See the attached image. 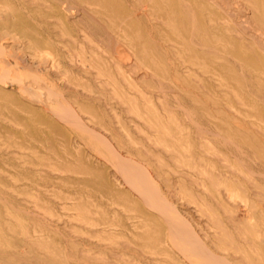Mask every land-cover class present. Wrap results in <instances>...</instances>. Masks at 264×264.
Masks as SVG:
<instances>
[{
    "label": "rangeland",
    "instance_id": "rangeland-1",
    "mask_svg": "<svg viewBox=\"0 0 264 264\" xmlns=\"http://www.w3.org/2000/svg\"><path fill=\"white\" fill-rule=\"evenodd\" d=\"M32 1L0 0V77H3L0 78V264H194L188 235L181 232L187 227L230 264L248 263L237 262L245 252L237 253L234 247L237 243L243 246L244 242L247 252L250 255L253 252L252 262L264 264L258 249L255 251V246L247 244L260 243L264 252V82L209 79L206 94L189 95L186 91L192 89V84L186 73L181 72V79L172 77L174 74L170 78L156 74L148 59L129 42L118 41L115 31L107 28L97 15L93 17L97 18L94 24L99 32L92 31L95 25L83 21L84 16L91 14L84 11L65 12L63 24L80 20L79 26L83 24L80 28L88 36L93 32V37L87 40L82 33L83 50L80 49L74 64L62 57L59 66L56 62V67H50L49 62L60 51L59 43L56 32H48L46 24L33 17L32 9L37 2ZM46 1L55 5L59 0ZM149 11L134 26L137 41L157 51L166 50L170 45L168 38L175 34L163 29L156 15ZM36 20L43 27L38 32L33 30ZM46 21L52 24L58 19L51 16ZM147 31H151V37ZM113 40L124 42L125 52L117 53L115 43L109 45ZM261 40L264 45V38ZM94 41L96 53L101 56L100 66L90 68ZM44 50L51 56L41 52ZM153 55L154 60L165 61L171 73L176 70L170 54ZM54 67H59L58 73ZM35 83L40 84L35 87ZM226 85L239 93L226 92ZM55 92L62 96L54 95ZM127 96L131 101L125 100ZM62 116L70 117L64 120L71 121L67 124L59 119ZM74 120L78 126L70 124H75ZM158 120L165 123V128L157 130L148 124ZM92 135L99 138L96 140ZM220 160L227 162L224 167L227 179L235 178L229 181L232 182L229 192L218 196L204 171L213 169L212 164H217L218 170L222 168L224 162ZM239 171L247 175V180L251 177L254 184L250 185ZM133 177L139 191L133 190L138 186ZM256 182L260 189L255 187ZM142 187L158 192L159 198L151 202L152 206ZM220 197L225 198L226 204ZM35 198L45 203L46 214L34 210ZM142 201L149 203L146 206ZM155 203L162 209L158 210ZM207 205L220 220L213 221L216 217L207 214L210 212ZM80 206L91 210L87 217L95 221L94 225L79 219L76 222L83 211ZM7 208L25 216L29 226L36 221L45 228L49 252L39 243L24 244L25 237L15 224L17 221L5 216ZM163 211L168 215L164 216ZM163 216L170 221L166 222ZM232 219L243 227L241 232L233 231ZM7 220L12 223L7 225ZM216 220L222 222L220 226L217 224L219 228ZM170 223L177 229L173 230ZM221 226L230 229L233 239L242 243L233 240L235 243L230 244L229 239H224ZM219 233L226 252L215 246L221 237ZM175 243L185 245L182 249L179 246L182 252Z\"/></svg>",
    "mask_w": 264,
    "mask_h": 264
},
{
    "label": "bare ground",
    "instance_id": "bare-ground-1",
    "mask_svg": "<svg viewBox=\"0 0 264 264\" xmlns=\"http://www.w3.org/2000/svg\"><path fill=\"white\" fill-rule=\"evenodd\" d=\"M35 2H37V5H36V7L34 9H32L33 17L35 19H37V20H41L42 22H44L46 24L45 25V29H47L48 32H52V31L56 32L57 40H58V43H59L60 51H59L58 55L55 56V58H53V60H51L49 62V66L50 67H52L53 65L56 67V62L57 63L60 62L62 57L63 58H69V60H71L70 61L71 63H73V60H75V58L78 59V54H80V52H81L80 49H82V45H83L82 44L83 41L81 43V40H82L81 36H82V33H84V30L80 28L81 25H83V24L81 22V25L79 26V24H80V20H79V21L71 22V25H64L63 24V15L65 14V12H68L69 14H74V13H78L79 14L82 11H84L86 13H90L91 14V15H87L86 14L87 16H84V20L83 21H85V23L91 24L94 27V25H95L94 22H95V20L97 18L95 19V17H93V16L94 15L99 16L103 21H105L107 28H109L111 31H115L114 33L116 34L118 41H120V40L123 41L124 40L125 42H129V44L132 45V47L136 50V52L138 54H140L141 56H143V57L148 59V61L150 63L149 65L153 68V70H154V72L156 74H158V75H160V76H162L164 78H170L172 76V74H174L172 77H175L177 79H181V76H182L181 72L186 73L188 78H189V82L192 84V89H187V91H186L189 95H197L198 92H199L200 95L206 94L209 91V87H208L209 86L208 85L209 79H221V80L236 79V80H240V81H241V79H245V80H254V81H262V82H264V45H262V43H261V41H262L261 38L262 39L264 38V0H59L55 5L51 4V3H47L46 0L45 1L35 0ZM150 9H151V12L154 15H156V18L159 19V21L161 23V27L163 29L165 28L167 31H171L173 34H175L174 37H169L168 38V41H169L170 45L167 46L166 50L157 51L154 47L139 45V42L137 41L138 36H137V33H135V31H134V26H136V24H138L141 20H143V18L145 17L146 14H148V12L150 13V11H149ZM248 11L251 13L250 15H246L244 13V12H248ZM149 15H151V14H149ZM51 16L52 17L53 16L56 17L58 19V22L49 24L46 21V19L48 17H51ZM52 19H54V18H52ZM19 20H23V18L19 17ZM37 20H36V25L33 26L34 27L33 30L35 32H38L40 30V28L41 29L43 28L42 24H38L39 21H37ZM40 25H41V27H40ZM89 29H86V30H89ZM91 30H92V28H91ZM96 30H97V26L95 25V27H94V29L92 31L97 32ZM4 31L2 33L6 32V31L5 32ZM98 32H99V30H98ZM147 32H148V36L151 37L152 36L151 31L150 32L147 31ZM11 33L13 34L14 32H11ZM87 33H89V32H87ZM90 33L92 35L93 32L90 31ZM91 35L88 36L87 34L84 33L83 37L87 39V37L91 38ZM93 35H94V33H93ZM93 35H92V37H93ZM109 37H111V36H109ZM22 38H24V37H22ZM90 38L87 39V40H90ZM92 40H94V39L92 38ZM16 41H18V40H16ZM37 41H39V40H37ZM113 41H114L113 43H109L110 41L108 43H109V45L110 44L114 45V43H115L114 50L117 53L122 54L123 52H125L124 50H126V49H124V48H126V46H124L125 45L124 42L121 43V42H118V41L115 42V40H113ZM12 42H13V40H12ZM111 42H112V39H111ZM90 44H92V41L90 42ZM96 44H97V42L94 41V47L91 48L92 50L90 51V52H92V55L90 56V59H89V62H88V64H89L88 67H90V68L91 67H96V66L99 67L100 66V57L101 56L99 57L98 54L96 53V49H97V48H95ZM4 46H5V44H4ZM1 48H3V47H1ZM39 51H37V52H39ZM9 52H10V50H9ZM41 52L42 53L44 52V54H45L47 51L44 50V51H41ZM154 52H157V54H160L161 52H163L165 56L170 54L171 57L174 58V61L176 62V64H175L176 70L173 71V73H171L170 69L167 67V64L165 63V61H163L161 63L159 60H157V61L154 60V57H153L154 56L153 55ZM6 53H8V51ZM19 54H21V53H19ZM48 54L46 53V55H48ZM46 55H44L45 57L44 56L43 57L44 58H48V57H46ZM123 57H124V55H123ZM127 57H128V54H127L126 58ZM5 58H4V61H6ZM25 59H26V57H25ZM43 60L44 59H42V61ZM80 60L82 61V59H80ZM84 60H83V64H84ZM1 64H2V62H1ZM18 64H20V63H18ZM59 65L60 64L58 63V66ZM84 66H85V64H84ZM57 68H59V67H57ZM57 68H55L56 70L54 69L56 72H57ZM49 69H51V68H49ZM60 70H61V68H60ZM92 70H95V69L92 68ZM99 70H100V68L96 71L97 75H98ZM167 70H169V71H167ZM33 72H34V70H33ZM65 74L63 75V72H62L63 76H65ZM62 75H61V77H63ZM97 75L95 77H97ZM99 75H100V72H99ZM7 76H8V73H7ZM0 78L2 79L3 77H0ZM40 78L43 79L42 77H40ZM23 83H25V82H23ZM159 83H160V81H159ZM36 85L37 84L35 83V87H36ZM160 85L161 84H159V86ZM47 87L45 86V88H47ZM225 87H226L225 88L226 92H233L234 95H235V93L236 94L239 93L238 90H236L233 87H230V86H227V85ZM26 88H27V86H26ZM24 89H25V87H24ZM27 90H28V88H27ZM32 90H34V89H32ZM56 91H58V90H56ZM83 91H84V88H83ZM170 91H171V89H170ZM55 94H56V92L54 93V95ZM25 95H27V94H25ZM56 95H58V94H56ZM38 96H40V95H38ZM58 96H62V95L59 93ZM44 97H46V96H44ZM125 100L129 102V101H131V98L127 96L125 98ZM53 102H54V100H53ZM51 103H52V101H51ZM57 104L59 105V103H57ZM62 105H64V104L61 103L60 107H62ZM69 106H66V107L68 108ZM50 107L52 109V106H50ZM66 107H65V109H67ZM56 108H58V107H56ZM135 108H137V107H135ZM53 109H55V108H53ZM62 110H64V107H62ZM137 110L139 112V109H137ZM164 111H165V109H164ZM58 112L59 111H57L56 114H58ZM64 112L66 114V111H64ZM67 114H69V112H67ZM59 116H61V113L59 114ZM57 117H58V115H57ZM62 117L59 118V119H62V121L64 119H66V118L67 119L70 118V117H67V116H66V118H64L65 116L63 118ZM71 118H72V115H71ZM75 120H74L75 124H73V123H70V124L77 125L76 123L78 121L76 120L77 121L76 122ZM64 121L67 122V124H68V122H70L71 119H70V121H67V120H64ZM148 124L151 127L156 128L157 130L163 128L164 125H165V123L162 120H158V121H155V122H148ZM84 127L81 126L82 129ZM83 130L87 131L85 128ZM91 131H92V129H91ZM91 131L88 130V135H89V133ZM95 133H96V131H95ZM95 133H94V135H95ZM92 134H93V132H92ZM94 135H92V137ZM96 136L97 137H95V136L94 137L97 140L99 137H98V135H96ZM224 163L221 164L223 169L220 168L218 170L217 169V164L216 165L212 164L213 166H211V168L214 167L213 169H211L209 171H204V174L208 176V177L207 176L206 177L208 178V181L210 182L211 187H213L215 190H217L219 192L218 196H220V194L224 195V192H226V193L229 192V190H230V189L228 190L229 184H232V182L229 183V181H231L232 178H235V177H232L231 180L227 179V174L228 173H227L226 170H225L226 172L224 171V169H225L224 167H227L228 165H227V162L225 163L226 165ZM195 169L196 168H194L193 171ZM216 169L218 170L217 172H216ZM229 170L231 171V169H229ZM235 170L233 169L232 171L234 172ZM239 172H241V171H239ZM199 173H202V172L199 171ZM241 173H243V172H241ZM241 173H239V174H241ZM230 175H229V177H230ZM231 176H233V175H231ZM241 176H242V174H241ZM243 176H245V178H246L247 175H244V173H243ZM250 178L251 177H249V179H248L249 181L246 178L248 183H250V182L252 183V181H250L252 179H250ZM131 179L133 180L134 177L131 178ZM243 179H244V177H243ZM238 180H240V179H238ZM128 181H130V180H128ZM133 181H134L136 186L138 185L137 189H135L136 187L135 188L132 187V188H134L133 190L139 191L138 190L139 189L138 188L139 184H136V180H133ZM194 181H195V179H194ZM196 181H197V183L200 184V182L197 179H196ZM202 182H204V181H201V183ZM238 182H241V181H238ZM251 183H250V185H251ZM252 184H254V183H252ZM196 185H198V184H196ZM201 186L202 185H200V187ZM255 187L259 188V187H261V185H259V183L256 182L255 183ZM142 188H143L144 194L147 195L146 198L148 199V201L150 203L153 202V201H156L159 198V194H157L158 192H155V190L153 192V189H151L152 192H150L151 191L150 189H148V190H150V191H148V190H146L147 188L146 189H144V187H142ZM254 188H253V190H254ZM256 188H255V191H257ZM205 190H207V188ZM141 192H140V194L143 193V192L142 193ZM259 195H257V197ZM143 197H145V196L142 195V197H141L142 200H143ZM198 197H200L201 200L204 199V198L202 199L201 196H198ZM220 198L222 199V197H220ZM35 199L37 201V198H35ZM223 199H225V198L223 197ZM223 199H222V201H224L225 204H226V201L223 200ZM201 200H199V202ZM158 201L160 202L161 200H158ZM204 201H207V200H204ZM218 201H219V199H218ZM142 202H144V201H142ZM149 202H147V203H149ZM162 202H164V200ZM147 203H145L146 206H147ZM202 203H204V202H202ZM44 204H42V203L37 201V202L33 203L32 206H33L34 210L37 213L46 214L47 210L44 207ZM70 205L69 206L68 205H64V207L65 208H71L72 206L70 207ZM158 205H160V204L159 203L156 204L157 209L159 207ZM217 205L220 206L219 203H217ZM151 206H152V203H151ZM163 206H164V203H162L161 207L163 208ZM207 206L209 207L208 209L205 206H202V207H205L208 211H210L207 214L213 213V215H215V216H213L211 214L213 217H216V218H214L213 221H215V219L220 220L219 218H217V216H216L217 214H214V212H212L213 209L211 211V210H209L210 206L209 205H207ZM223 206H225V205H223ZM161 207H159V208H161ZM226 207L228 208V205ZM4 208H6V206ZM81 208L83 209V211H82V214L78 215V218L76 217L77 220L79 219L80 221L85 222V223H87L89 225H94L95 221H93L92 219L87 217V214L90 213L91 210L89 208H87V207H81ZM153 208H154V206H153ZM199 208H201V207H199ZM154 210H155L154 212L156 213L157 212L156 209H154ZM163 210L166 211V209H163ZM217 210H219V209H217ZM224 210L226 211V208ZM164 211L162 212V213H164V216L168 215ZM168 212L169 211L167 210V213ZM204 212L206 214V211H204ZM217 212H215V213H217ZM227 212H229V211L227 210L226 213ZM5 213H6L5 216H8L7 217L8 220L10 218L12 220L17 221V223H15V224L18 226V228H20L21 233L25 237V240H24V244L25 245H31V244H34V243H39L42 247L46 248L45 250L47 252L50 251V249L46 246V242H45L46 235H45V230H44L45 228L43 226H41L38 222H36L34 220H33L34 221L33 222V226H29L28 224L25 223V216L24 217L18 216L16 214H14L8 208L6 209ZM37 213H35V214H37ZM75 216H74V218H75ZM164 216H163V218L165 219ZM35 217H38V216L35 215ZM213 217H212V219H213ZM167 218L168 217H166V219ZM169 218L172 219V217H169ZM8 220L6 221V223L8 222ZM79 220L76 221V222H79ZM218 220H216L215 224L217 225V224L220 223L219 224V226H220L222 224V222L219 221L217 223ZM71 221H72V219H71ZM169 221L166 220V222H169ZM28 222H29V220H28ZM233 222H234V220L232 221V223ZM11 223H12V221L10 223L8 222L7 225L11 224ZM172 225L173 224H171L169 226L172 227ZM5 226H6V224H5ZM219 226H218V228H219ZM231 226H232V224H231ZM234 226H235L236 229L234 228L233 231H235V230L237 232H241L242 231L243 227L240 226L239 223L234 222L233 223V227ZM172 229L176 230L177 228H173L172 227ZM189 229L190 228L187 227V229L186 228L182 229L183 231L181 230V232H185V234L187 233V235H188V241H189V244L191 245L190 254H191V256H193V263L194 264H230V263H232V262L227 261V259H225L220 253L219 254L218 253L215 254L211 250L210 246L207 243H205L204 241H201L199 239V236L197 238L195 236L196 233L194 234V232H192ZM221 229H222V226H221ZM225 229H222L223 231H225V233L222 232L223 233V237H225L224 239H227V240L229 239L228 241H230V244H231V243H233L235 241V238L233 239V237H232V235L230 233V229H227V227ZM178 230L180 231V229H178ZM208 230H210V229H208ZM243 230H245V229H243ZM233 231H232V233H233ZM244 232H243V234H244ZM247 233L249 234L248 231H247ZM236 234H238V233H236ZM240 234H238V236H240ZM187 235H185V236H187ZM218 235L221 236L220 233ZM218 235L216 237H218ZM174 237L175 236H173L172 238H174ZM181 237H183V235ZM223 237L222 236L220 237L222 239H220L218 237L219 241L221 240V242H219V241L216 242L217 244L215 243L216 244L215 246H217L219 251H223V252L225 251L226 252L227 248L224 246V243L222 242ZM245 237H248V236H245ZM181 239H183V238H181ZM215 239H217V238H215ZM183 240H185V239H183ZM237 240L240 241V239H237ZM237 240L235 241L236 243L238 242ZM253 240H255V237H254ZM256 240H258V239H256ZM258 241H262V240H258ZM172 242L174 244L175 239ZM226 243L228 244L229 242H226ZM248 243H249V245L251 243V245L255 246V248H256L255 251L258 249L257 252H259L260 255L262 254L261 257L264 259V254H263L264 252L262 251L263 249L259 247L260 243H256L255 241H249V242H247V244ZM176 244L177 243H175V245ZM180 244L181 243H179L176 246L178 248H179V246H180V248L183 247ZM187 244L188 243L186 242L185 245H187ZM244 244H245V242L243 243V246L242 245L239 246L238 243H237V246H234L236 248V250H237V253H238V251L240 252L241 250L245 252V256L243 254V257H241V259H239L237 262L238 263H240V262L241 263L242 262H245V263L248 262L247 264H252L253 263L252 261L255 259V258H253V256H254L253 252H252L253 249L251 251L252 252L251 254L253 255L252 256V255L249 254V252H247V250H246L247 247L245 249L244 246H246V245H244ZM185 245H184L183 248H185ZM228 246H230V245H228ZM189 248H187V249H189ZM248 248H249V246H248ZM181 249H180V251H181ZM184 251H185V249L183 250V252ZM229 251H230V253H232L231 249H229ZM185 252H187V251H185ZM184 255H186V254H184ZM186 256H188V255H186ZM259 257H257V258L259 259ZM188 261H189V259H188ZM253 264H255V263H253Z\"/></svg>",
    "mask_w": 264,
    "mask_h": 264
}]
</instances>
